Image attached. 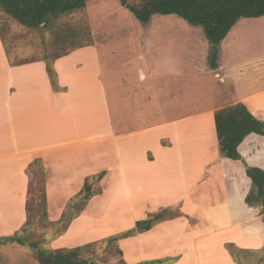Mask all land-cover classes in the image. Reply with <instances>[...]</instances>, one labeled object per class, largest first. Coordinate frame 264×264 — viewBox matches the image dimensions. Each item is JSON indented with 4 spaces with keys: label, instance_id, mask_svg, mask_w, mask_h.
<instances>
[{
    "label": "crops",
    "instance_id": "0c3cea01",
    "mask_svg": "<svg viewBox=\"0 0 264 264\" xmlns=\"http://www.w3.org/2000/svg\"><path fill=\"white\" fill-rule=\"evenodd\" d=\"M109 44L105 37L102 43L54 58L52 67L59 86L55 90L46 61L11 62L0 31V164L6 163L4 168L0 165V203L8 202L10 212L20 215L17 229L26 221L29 167L38 159L45 169L52 221L61 217L87 177L105 171L103 193L93 196L55 241L78 246L113 233L115 228L126 230L132 220L171 207L179 208L182 214L119 240L127 263L164 259L162 264H239L227 247L230 243L240 250L264 252L260 207L245 201L251 178L243 161L221 155L214 120L216 110L237 102L245 103L255 116L264 119V90L164 122L128 124L125 109L120 116H113L100 60L97 62L101 48L104 52ZM216 63L221 70L218 58ZM134 95L127 93L130 106L136 105ZM134 116L138 120V115ZM192 121L199 122L193 145L186 140L192 135L186 125ZM202 145L207 149L203 164L192 158L186 166L181 165L177 176L185 180V186L179 184L173 190L165 183L160 189L157 183L166 179H156L151 171L161 152L182 159L191 150L195 157ZM238 149L249 165L264 169L263 135L250 133ZM209 155L213 158L210 164ZM112 224H117L114 231ZM105 226L108 230L101 231ZM83 233L91 236L78 239Z\"/></svg>",
    "mask_w": 264,
    "mask_h": 264
},
{
    "label": "rangeland",
    "instance_id": "374dc122",
    "mask_svg": "<svg viewBox=\"0 0 264 264\" xmlns=\"http://www.w3.org/2000/svg\"><path fill=\"white\" fill-rule=\"evenodd\" d=\"M0 31L9 59L14 63L44 59L46 56L52 61L75 48L102 43L108 37L110 44L104 52L101 48V59L97 58V62L100 60L101 77L107 84L110 110L114 117H118L125 109V114L130 118L128 124L136 123V126L195 114L221 106L244 94L264 90V15L240 18L217 45L204 36L201 27L191 26L175 14H155L149 22L143 23L120 0H86L83 9L62 14L52 18L46 25L34 28L21 24L0 8ZM215 51L222 63L221 70L210 65L211 55ZM87 60L92 62L94 59L87 57ZM2 81L6 82V76L1 78ZM127 93L135 94L136 105H128ZM135 114L138 120H134ZM198 125L197 121L186 125L192 133L186 140H190L192 145L197 139L194 132L199 130ZM198 149L201 150L199 155L196 153L193 157L190 150L182 159L169 152H161L151 171L156 179H159L157 176L166 179L157 183L160 189L165 183L173 190L179 184L185 186V180L177 175L189 159L193 158L198 164L204 163L207 149L205 145ZM212 159L210 155L207 157L209 164ZM41 164L45 173L42 162L39 164L34 161L29 167L26 221L21 229H17L20 215L10 212L12 205L6 201L0 203V238L17 234L25 241L1 244L0 264H40L30 246L32 241L40 242L44 248H72V243L68 241L55 240L67 231L88 203L83 207L82 200L76 197L80 190L63 210V213L68 212L66 220H62V214L52 221L48 214L46 182L45 186L42 185ZM0 165L4 168L6 163ZM101 180L94 183L97 190L95 195L103 193ZM29 193L32 199L28 212ZM181 214L179 208H173L172 216ZM127 219L132 220L130 216ZM137 220H132V225L123 231H117V228L114 231L113 227L117 224H112L113 233L78 245L89 244L83 250V256L89 260V264H131L123 256L119 240L142 231L136 230L133 235L114 242L109 241V237L135 228ZM103 228L101 231L109 227ZM88 236L91 234L83 233L78 239ZM227 247L234 251L239 264H264V252L240 250L231 243ZM152 261L157 260H144L137 264H151ZM162 261L164 263V259Z\"/></svg>",
    "mask_w": 264,
    "mask_h": 264
},
{
    "label": "trees",
    "instance_id": "16d2710c",
    "mask_svg": "<svg viewBox=\"0 0 264 264\" xmlns=\"http://www.w3.org/2000/svg\"><path fill=\"white\" fill-rule=\"evenodd\" d=\"M120 2L143 23L149 22L155 14H175L186 20L190 25L201 27L204 36L216 45L225 38L240 18H253L264 15V0H120ZM85 4L86 0H0V8L8 16L30 28L46 25L52 18L62 14L81 10L85 7ZM44 60L47 63V72L51 84L55 90H58L57 75L52 67V61L47 56ZM216 60L217 51L211 55V67H217ZM214 120L219 151L223 157L243 161L246 174L252 181L251 189L245 201L250 206L260 207V214L264 222V169L249 165L238 149L239 145L250 133L264 136V119L255 116L245 103L237 102L216 110ZM35 162L41 163L38 159ZM41 174L43 176L42 185L45 186V173L42 164ZM104 174L105 171H102L85 180L83 188L76 195L77 198L82 200L83 207L97 193L94 183L100 181ZM42 192L43 209H45L44 214L46 215L44 188ZM31 199L32 194L29 193L27 200L28 212L30 211ZM71 208L69 209L71 210ZM67 213H63L62 220H66ZM172 214L173 208L171 207L161 209L150 214L145 219L137 220L135 228L109 237V241L114 242L120 238L133 235L136 230L142 232L150 230L158 222L173 217ZM29 220H32V216L29 217ZM8 241L25 243L23 239H20L15 234L0 238V245ZM30 246L40 264H89V260L83 256L85 246L44 248L38 241L30 242ZM229 251L239 263L230 247ZM162 263V260L151 262V264Z\"/></svg>",
    "mask_w": 264,
    "mask_h": 264
}]
</instances>
